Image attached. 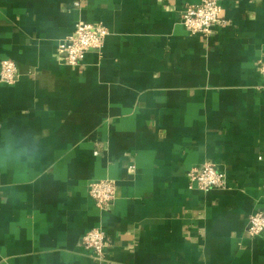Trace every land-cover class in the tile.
I'll use <instances>...</instances> for the list:
<instances>
[{"label": "crops", "instance_id": "0c3cea01", "mask_svg": "<svg viewBox=\"0 0 264 264\" xmlns=\"http://www.w3.org/2000/svg\"><path fill=\"white\" fill-rule=\"evenodd\" d=\"M0 0V264H264V0H219L221 24L190 33L201 0ZM79 21L110 34L80 64ZM95 151H98L96 154ZM207 161L225 188H191ZM116 181L98 207L88 185ZM94 226L106 256L81 244Z\"/></svg>", "mask_w": 264, "mask_h": 264}, {"label": "built area", "instance_id": "2783aa9c", "mask_svg": "<svg viewBox=\"0 0 264 264\" xmlns=\"http://www.w3.org/2000/svg\"><path fill=\"white\" fill-rule=\"evenodd\" d=\"M80 6L79 0L74 2ZM222 6L219 0H201L198 3H187L181 14V22L192 34L209 35L216 24H221ZM110 34L108 26L103 23L79 21L72 33L66 36L62 47L64 61L72 66L80 64L86 53L92 49H101ZM259 71L264 77V58L259 60ZM19 67L11 58L0 60V81L13 84L19 78ZM97 154L98 151H95ZM190 187L200 190L225 188L228 186L226 174L217 165L207 161L188 171ZM89 194L98 207L108 210L116 198L117 184L110 178L95 179L89 182ZM248 231L253 236L264 232V210L256 211L249 216ZM81 244L102 259L106 256L108 246L107 234L102 226H94L83 236Z\"/></svg>", "mask_w": 264, "mask_h": 264}]
</instances>
